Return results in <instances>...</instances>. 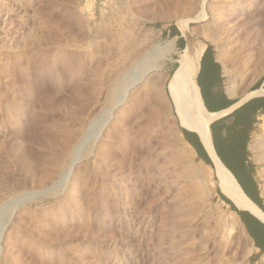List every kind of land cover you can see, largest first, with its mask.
Returning <instances> with one entry per match:
<instances>
[{
	"label": "rangeland",
	"instance_id": "rangeland-1",
	"mask_svg": "<svg viewBox=\"0 0 264 264\" xmlns=\"http://www.w3.org/2000/svg\"><path fill=\"white\" fill-rule=\"evenodd\" d=\"M170 26L216 49L232 89L264 76V0H0V220L48 189L0 225V264H261L180 137Z\"/></svg>",
	"mask_w": 264,
	"mask_h": 264
},
{
	"label": "crops",
	"instance_id": "crops-1",
	"mask_svg": "<svg viewBox=\"0 0 264 264\" xmlns=\"http://www.w3.org/2000/svg\"><path fill=\"white\" fill-rule=\"evenodd\" d=\"M181 30L186 33V28ZM174 33L177 40L183 38L184 45L187 44L182 52L188 47L200 49L197 63L190 74V85L197 103L213 117L209 125V133L214 158L216 157L215 159L232 175L242 193L255 206L251 198L258 200L264 206L263 194L257 180L255 156L251 150L256 131L263 129L264 124V76L252 89L244 92L234 88L232 90L224 66L211 44L198 47L189 37L186 43V38L178 27H175ZM166 34L169 36L170 29ZM173 73L168 74L169 79ZM251 94L255 95L243 101ZM180 135L196 161L212 169L215 167L213 157L205 149L197 132L180 127ZM237 217L244 231L251 235L249 238L254 246L252 259L257 261L259 256L260 258L264 256L262 250L255 246L259 242L261 246L263 245L264 251V224L246 211H239Z\"/></svg>",
	"mask_w": 264,
	"mask_h": 264
},
{
	"label": "bare ground",
	"instance_id": "bare-ground-1",
	"mask_svg": "<svg viewBox=\"0 0 264 264\" xmlns=\"http://www.w3.org/2000/svg\"><path fill=\"white\" fill-rule=\"evenodd\" d=\"M202 17H204V14H202L201 18ZM185 26H186V24L182 28L185 29ZM199 54H200L199 48L189 49V47H188L185 50V55H184L182 62L179 64L178 68L176 69V71L174 72V74L172 75V77L170 78V80L168 81V83L166 85L167 96L170 99V102L173 106L174 114H175L180 126L182 128L190 129V130L197 132L200 136V140L202 141L205 149L213 157V159H214L213 161L215 162V164H214L215 167L213 168V171H214V174L216 176L218 188H219L220 192L239 211H246V212L251 213L252 215H254L256 218H258L264 224V213L252 204V202L242 193L241 189L239 188L238 184L236 183V181L234 180L232 175L215 159L216 157L214 158L212 146H211L210 133H209V125H210L211 121L213 120V117L209 116L200 107V105L197 103L195 96H194V93L192 91L191 85H190V74H191L194 66L197 63V58H198ZM138 67H141V66H138ZM135 79H136V76L131 79V82H133ZM139 79H140V77H139ZM227 87H228V85H227ZM253 95H255V94H251V95L245 97L243 99V101L246 100L247 98L253 96ZM123 98H124V95L121 97V99L119 98V100L122 101ZM116 100H118V99H115V101ZM118 103L115 102V103H113L114 105H111V106L109 105L110 106L109 111L107 110L108 115L109 114L111 115L110 112H111L112 108L115 106V104H118ZM105 116H106V114H105ZM101 117L99 116L98 118H101ZM98 122L99 121H97L96 123L98 124ZM96 123H94V124L97 125ZM101 128H103V126ZM101 128L97 132H99L101 130ZM86 134H87V132L85 133V137L87 139ZM180 137H181V135H180ZM256 141H257V143H255V145L252 144V146H251V150L253 153L258 151V147H259L258 145H260L258 138H256ZM82 142L83 141H81V143ZM79 143H80V141H79ZM81 145H84V143ZM185 146H186V144H185ZM81 147L82 146L76 145V148L73 149L74 151L71 152L72 153V155H70L72 157L71 158V164H70L69 168L67 169V171H64L65 172L64 174H61V175H63V178H65V177L67 178V176L69 175V170H70L73 162L78 160V158H80V155H82L81 150H80ZM69 177H71V176L69 175ZM63 178H62V180H64ZM57 183H55V184H57ZM57 186L55 185L56 188H58ZM39 191L41 192L43 190H39ZM45 195H46V193H45ZM26 203H28V202H26ZM16 207H17L16 201H11V203L8 206H6V209L4 211V215L2 214L3 217L0 220V225L5 226L7 224L13 210ZM261 264H264V256H262Z\"/></svg>",
	"mask_w": 264,
	"mask_h": 264
},
{
	"label": "trees",
	"instance_id": "trees-1",
	"mask_svg": "<svg viewBox=\"0 0 264 264\" xmlns=\"http://www.w3.org/2000/svg\"><path fill=\"white\" fill-rule=\"evenodd\" d=\"M170 34H169V36H171V37H174L175 36V33H174V30H175V27L174 26H170ZM176 44H177V46H178V48L180 49V50H182V49H184L183 47H184V40H183V38H179L178 40H177V42H176ZM205 164H207L208 165V163L207 162H205ZM227 167V166H226ZM228 168V167H227ZM229 169V168H228ZM230 170V169H229ZM217 193H218V196L221 198V200L223 201V202H225L227 205H229L230 206V208H231V210L233 211V212H235L236 214H237V216H239V211L234 207V205L223 195V194H221L220 193V191L218 190L217 191ZM251 200L256 204V206H257V208L258 209H260L263 213H264V206L258 201V200H256V199H254V198H251ZM253 204V203H252ZM254 205V204H253ZM255 206V205H254ZM249 237H251V235L247 232L246 233ZM255 246L256 247H258V248H260L261 250H262V252L264 253V251H263V245L261 246V244L258 242V243H256L255 244ZM261 246V247H260Z\"/></svg>",
	"mask_w": 264,
	"mask_h": 264
},
{
	"label": "water",
	"instance_id": "water-1",
	"mask_svg": "<svg viewBox=\"0 0 264 264\" xmlns=\"http://www.w3.org/2000/svg\"><path fill=\"white\" fill-rule=\"evenodd\" d=\"M142 80H143V79L138 80V81L132 83V84L129 86L128 90H132V89H133L137 84H139ZM128 94H129V93H126V97H125V99H124L123 102L126 101V99H127V97H128ZM79 161H80V160H78V161L74 164V166L72 167L71 172H70V176L72 175V173H73V171H74V167H75V165H76ZM68 181H69V180H68ZM68 181H67V183H68ZM67 183H66V185H67ZM66 185H65V186H66ZM47 191H48V189H47V190H44V191H41V192H40V191H33V192H30V193H28V194L22 196V197L17 201V207H16V210L18 209L19 206L23 205V204L26 203V202H31V201L36 200V199L39 198V197L44 196L45 193H46ZM234 207H235V206H234ZM235 208H236V207H235ZM236 209H237V208H236ZM237 210H238V209H237ZM1 254H2V246H0V256H1Z\"/></svg>",
	"mask_w": 264,
	"mask_h": 264
}]
</instances>
